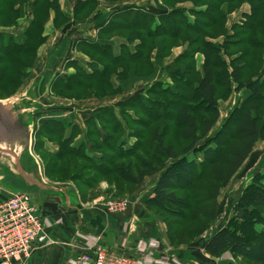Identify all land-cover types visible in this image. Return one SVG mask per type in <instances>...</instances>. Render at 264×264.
Listing matches in <instances>:
<instances>
[{
  "label": "trees",
  "instance_id": "trees-1",
  "mask_svg": "<svg viewBox=\"0 0 264 264\" xmlns=\"http://www.w3.org/2000/svg\"><path fill=\"white\" fill-rule=\"evenodd\" d=\"M106 1L116 5L114 11L100 24L97 39L79 47L91 60L90 70L71 63L76 73L66 79L57 78L52 93L79 95L77 98L83 100L81 92L95 97L93 93L105 81L115 97L125 96L117 102L118 111L107 107L87 112L86 134L75 123L42 120L35 150L50 159H45V178L51 180L67 165L72 166L80 171L72 177L86 190L85 196L105 180H120L126 186L140 188L148 176L157 174L151 194L141 200V209L156 219L155 209L165 211L178 218V228L197 214L213 223L221 191L252 158L257 144L264 142V0H156L157 8L149 10L125 4L129 0ZM98 4L99 0L79 1L74 8L75 21L100 20L104 14L96 13ZM245 4L248 11L239 22H232L229 16L241 12ZM29 11L33 19L22 43L0 30V85L9 87L16 81V90L24 84L39 47L45 43L43 33L51 11L56 13L55 23L59 20L58 28L70 27L60 0H0V28L17 27ZM115 38L126 41L119 54L115 53ZM176 45H182L184 51L173 62L164 64V55ZM132 63L149 65V82L157 81L129 94L134 90L132 82L143 79L138 67L129 73L130 77L137 75L130 78L132 81L122 78L120 71ZM16 65L24 72L18 82ZM249 70L253 77L247 79ZM163 75H169L173 84L167 86ZM115 76L117 84L112 81ZM219 91L224 100L236 91L245 95L213 133L219 119ZM99 92L102 97L107 90L100 86ZM23 105L28 109L29 104ZM27 117L32 123L30 114ZM173 126L192 141L180 156L171 146L165 148V138L173 132ZM152 129L156 131L151 158L168 156L172 164L163 172L152 164L142 170L125 166L123 161L146 148V137ZM133 139L135 143L130 146ZM48 145L57 149L52 151ZM197 153H202V161L189 157ZM23 168L38 177L36 164L28 155L23 159ZM32 189L39 191L23 183L22 191ZM231 208L232 217L212 235L204 251L213 259L229 252L234 259L264 264V168L232 200ZM166 238L170 247L178 248L169 231Z\"/></svg>",
  "mask_w": 264,
  "mask_h": 264
},
{
  "label": "rangeland",
  "instance_id": "rangeland-1",
  "mask_svg": "<svg viewBox=\"0 0 264 264\" xmlns=\"http://www.w3.org/2000/svg\"><path fill=\"white\" fill-rule=\"evenodd\" d=\"M14 1V0H12ZM106 2V5L110 6L109 3L106 0H103ZM126 1V0H125ZM130 1V0H129ZM127 1L126 3H128ZM135 1V0H131ZM66 8L68 10H71V7L68 5L70 3V0L66 1ZM151 3L153 5V0H136L134 2L136 7H139V5L146 7L148 10L151 8H154L152 6H148L146 4ZM190 4V3H186ZM183 4H179V7ZM154 6V5H153ZM244 6H248L245 4ZM243 6V7H244ZM112 9V7H111ZM101 10V9H100ZM102 11L106 12L107 9H102ZM99 12V4L96 13ZM245 14V13H244ZM27 14L24 18L20 20L27 19L30 16ZM52 15H54V18L57 17L56 13L54 11H51L50 17L48 22L51 20ZM241 15H243L240 12L231 14L230 19H232V22H239L241 20ZM74 16V11H73ZM19 20V21H20ZM47 24V23H46ZM56 24L59 26V20L54 19V26ZM18 28V27H17ZM51 30L52 28L49 27ZM0 30H11L15 31L16 26L6 27V28H0ZM48 33V34H47ZM47 33H43V37L45 38V43L39 47L37 51V56L35 64L33 68H31L28 72V77L25 80L24 84L16 90L15 83L16 81L11 84L9 87L0 85V98H6L10 95H12L15 91H17L18 96H14L11 99L10 107H18L21 110L17 111V114H27L30 112V116L33 118V124L35 125V134L34 139H36V135L38 134L39 128L41 126L42 120L47 119H53V120H59L64 121L66 120H73L71 122L78 125L80 130L83 134H86L87 127L84 122H81V115L86 114L87 112L92 113L94 110L100 109V108H107V107H113L118 111L117 102L121 101L125 95H119L116 96V94H112L111 86L108 82L102 81L100 86L103 87L104 90H107V93H105L102 97L99 92V87L96 89L93 93L95 97H87L85 93L81 92L80 98H84L83 100H79L77 97L79 95H70V94H64V95H57L56 93H52L51 87L48 86V94H47V87L45 83L41 84L39 88L35 86V81L33 82V79H37V77L40 76V79L48 78L46 75V71L49 70V61L51 60V37L49 34V31ZM222 37L219 39L221 40ZM58 42V41H57ZM64 44H61L57 49L52 51L53 58L52 60H55L58 64H60L63 60L62 54L65 50V47L63 50H61V54L58 52V49L61 48V46ZM181 46V47H180ZM174 47V46H173ZM184 47L182 45H176L173 49L169 51L168 54H165V60L164 64H168L170 61L173 62L176 58L175 55L178 54L181 50H183ZM157 50L151 55L153 60H155L154 55L156 54ZM47 53L49 55H47ZM170 62V63H171ZM48 64V66H47ZM18 68V66L16 65ZM138 67L139 72L141 73L139 76L143 77V79L133 81L132 85L134 89L129 94L134 93L140 88L146 87L149 88L153 85L154 82L157 81V79L153 80L152 82H149V76H150V66H144V65H137L135 63L129 64L127 66H124L122 69L123 71L120 73H123L122 78L124 80L132 81L133 79L130 78H136V77H130V72H132L133 69ZM23 69L18 68V73L15 78L17 82L19 81L20 77H23ZM163 77L166 78L167 86H170L173 84L171 78L169 75H163ZM253 72L252 70H249L245 78H252ZM112 81L117 84L118 80L116 76L113 78ZM123 81V80H122ZM33 84V86H31ZM94 88V87H92ZM38 94V95H36ZM245 94H243V91L240 93L234 92L228 99H223V92H218V104H219V119L216 127L214 128L213 133L218 130L222 123L228 118L230 112L238 106V104L242 101V97H244ZM87 97V98H85ZM35 101V103L33 102ZM24 103L29 104L28 109H25ZM74 103L69 106V104ZM264 110V108H263ZM33 111V112H32ZM70 111V112H69ZM205 113H200V115H204ZM211 115V114H210ZM120 116V115H119ZM124 123V120H122ZM173 132L168 134L167 138H165V148L171 146L173 149V153L177 156H180L183 154L184 150L192 144V141L189 137L186 136V134H183V130H180L177 127L173 126ZM155 129H152L151 134L146 137L147 146L143 151H140L138 154L133 155L123 161V164L125 166L130 165L133 170H142V168L146 164H152V166L158 170L162 171L165 170L170 164H172V161L168 158V156H162L160 155L159 159H153L151 158V153L153 151V137L155 134ZM212 134V133H211ZM199 136V135H197ZM79 142L82 141L81 137L78 138ZM37 141V140H36ZM129 142V141H128ZM135 140L130 141V146L134 145ZM36 142L34 143V153L37 156V158L40 161L43 176L45 178V166L48 165V162L50 159H48L45 156V153L42 152H36L35 150ZM50 150L55 151L57 147L53 146L51 147L48 145ZM46 149V148H45ZM191 159L197 160V162L202 161L203 155L202 153H197L196 155L189 156ZM168 158V160H167ZM45 159L48 160V162H45ZM5 163H8L7 160H4ZM10 162V159H9ZM79 164L83 165V162H79ZM264 168V142H260L257 144L254 154L251 159L247 161V163L244 165V167L239 171V173L235 176V178L231 181L230 185L223 189L220 193L219 198L217 199V208H218V215L216 217V220L212 223L209 222L206 218L200 215H196L193 220L185 222L183 227L179 226L176 227V223L178 221V218L166 213L165 211L161 209H155L154 215L157 216L158 219H161L163 221H160L153 217L152 214L145 212L144 209H141L140 203L142 198H145V195L148 193L151 194L152 191L151 188L154 184H156V181L158 179L157 174H153L152 176H148L147 179L144 181V183L140 186V188L130 187L126 186L122 181H115V180H105L103 181L98 187L89 190L88 193L84 196L86 190L78 186L73 179L74 174L80 173L79 170L72 169V166L67 165L65 168L62 169V173H59L58 176L55 178L49 180L46 185L51 184L53 187L56 188H63L67 189H75L72 191H68V196L71 200V203L77 204V193L79 194L80 204L82 205L85 211V214H94L93 212L97 211L99 208H101L98 204V202L108 203L110 201H126L128 203V209L131 208V205H133L134 202H136L135 212L137 213V216L141 220H147L146 222H150L153 228H151V233L156 235L163 236V239L166 238L167 231H169L170 236L172 237V241L174 243V246L178 247L176 249H179V254L183 257L188 258H197V260L201 262L208 261V259L204 256V247L206 243L210 241L212 238V235H214L219 229L223 228L224 225H226V222L232 217L233 210L232 207V200L234 198L238 197L243 190L246 189L247 186L250 185L252 182V178L255 174L260 172ZM46 179V178H45ZM73 179V181H72ZM122 179V178H120ZM35 180V179H34ZM47 181V180H46ZM35 182H38L37 180ZM50 182V183H49ZM42 185H45V183H41ZM50 186V185H49ZM133 191V192H132ZM150 191V192H149ZM39 192H41V186L39 187ZM35 193V192H34ZM49 192H43L42 195L47 194ZM51 193V192H50ZM132 194V195H131ZM65 196V195H60ZM35 195L33 194L32 199L36 205V207L39 209L40 204H38L39 201L37 199H34ZM66 197V196H65ZM141 198V199H140ZM79 201V200H78ZM65 208H67L68 211H70L69 205H67ZM127 209V210H128ZM195 211H192V214H194ZM127 214V213H125ZM124 214V215H125ZM39 216H41V213L39 211ZM113 215V214H112ZM42 217V216H41ZM45 223L44 217H42ZM52 223H54L53 219H51ZM171 225L170 228L168 226V223ZM175 222V223H174ZM180 222V221H179ZM174 223V224H173ZM57 226V225H56ZM193 235V238H190V236ZM165 237V238H164ZM195 237V241H192ZM167 239V238H166ZM206 253V252H205ZM211 257V256H210ZM224 257L228 259H223ZM212 258V257H211ZM222 260L224 262H233L234 264H255L253 262H248L247 260H244L242 258H236L234 259L232 255L227 252L222 257ZM220 258V259H221ZM186 259V258H183ZM204 260V261H203ZM177 262V261H175ZM211 263V259L208 261ZM239 262V263H238ZM182 263V262H179ZM226 264V263H225Z\"/></svg>",
  "mask_w": 264,
  "mask_h": 264
},
{
  "label": "crops",
  "instance_id": "crops-1",
  "mask_svg": "<svg viewBox=\"0 0 264 264\" xmlns=\"http://www.w3.org/2000/svg\"><path fill=\"white\" fill-rule=\"evenodd\" d=\"M66 1L60 0V5L64 16L69 20L70 27L65 30V26L61 28L54 26V15H52L51 20L45 25V33L49 31V35L52 36L50 56L53 58L52 51L57 49L61 44H64L58 49V52L61 54L60 51L65 47L62 54L65 57L60 64L51 58L48 62L49 66L47 64L49 70L46 71V75L48 78L40 79L39 76L37 79H33V82L36 80L35 86L37 88L45 83L47 94L48 86L51 87V84L53 86L57 78L66 79L76 73L75 68L70 67L71 63H78L82 68L89 69L88 65L91 63V60L80 51L79 47L84 42H94L97 39L100 24L106 22L116 7V5L108 6L106 2L99 0V11L104 14L100 20L90 19L84 22H76L73 16L76 4L79 1L85 2L89 0H70L68 5L71 7V10L66 8ZM135 1L130 0L125 4H134ZM146 5L154 7L153 9L158 6L156 0H153L154 6L151 3ZM184 6L189 7L190 5ZM104 8L107 9L106 12L102 11ZM248 9L247 6H244L240 13L244 14ZM32 19L33 17L29 16L27 19L20 20L18 28L16 27L15 31H6L11 33L17 42L22 43ZM114 42L115 53L119 54L120 47L126 41L115 38ZM183 51L184 49L176 54L175 58ZM47 55L49 54L47 53ZM33 102L35 103V101ZM72 104L74 103L69 104V106ZM80 117L81 119L84 118L81 122H84L87 118L85 114ZM71 121L73 120H66L65 123H73ZM50 146L53 147V145ZM40 173L43 175L41 170ZM42 175L40 181L41 183H45V185H42L40 193L43 194L44 190L51 192L54 198L61 200L64 210L59 211L61 212L60 214L56 212L51 216H44L46 238L38 243L37 250L27 264H72L77 257L83 254H92L98 249H105L114 254L127 255L132 258H143L144 264H234L233 262H224L222 258L213 259L205 252L204 256L208 261L211 259V263L208 261L201 262L197 258L187 259V257H183L179 254V249L170 247L166 240L163 239V236L151 233V228H153L151 223L146 222L147 220L145 219L141 220L134 210V206L137 207L136 202L131 205L130 209L121 214L112 215L106 210H97L93 212L94 214H85V208L80 204L78 193L77 198L79 201L77 200V204H73L70 198L67 197L69 188L65 190L49 186L50 184L46 185L48 180L44 176L42 177ZM152 188L150 191H152ZM11 194L12 191L3 185L2 177L0 176V205L7 202ZM60 195H65L66 197ZM67 205L71 207L70 211L65 208ZM51 219H53L55 224L52 223ZM223 259L228 258L224 257ZM175 260L178 262H175Z\"/></svg>",
  "mask_w": 264,
  "mask_h": 264
},
{
  "label": "built area",
  "instance_id": "built-area-1",
  "mask_svg": "<svg viewBox=\"0 0 264 264\" xmlns=\"http://www.w3.org/2000/svg\"><path fill=\"white\" fill-rule=\"evenodd\" d=\"M32 131L33 155L42 171L40 161L34 153L35 125H32ZM98 203L101 207L98 210H106L110 214H121L128 209L126 201ZM39 211L28 194H11L9 200L0 205V264H27L33 257L38 243L46 238L42 219L44 216H39ZM143 261V258L98 249L92 254L77 257L72 264H144Z\"/></svg>",
  "mask_w": 264,
  "mask_h": 264
},
{
  "label": "water",
  "instance_id": "water-1",
  "mask_svg": "<svg viewBox=\"0 0 264 264\" xmlns=\"http://www.w3.org/2000/svg\"><path fill=\"white\" fill-rule=\"evenodd\" d=\"M11 99L0 100V176L2 183L12 191V194L21 193L33 196L35 192L40 195L39 191L33 189L29 192L22 191L23 183L38 188L42 187L40 181L42 174L33 155V124L25 114H17V111L21 110L20 108L10 107ZM26 155L34 160L39 178L23 168V159ZM4 160H7L8 163H5ZM36 180L38 182H35ZM50 203L54 206L53 211L47 210V205ZM42 209L43 216H51L56 212L63 211L64 207L60 199L47 197Z\"/></svg>",
  "mask_w": 264,
  "mask_h": 264
},
{
  "label": "flooded vegetation",
  "instance_id": "flooded-vegetation-1",
  "mask_svg": "<svg viewBox=\"0 0 264 264\" xmlns=\"http://www.w3.org/2000/svg\"><path fill=\"white\" fill-rule=\"evenodd\" d=\"M44 192H49V191L44 190ZM33 194L35 195L34 199H37V201H39L38 204H40V206H41V207H39V209H40L41 214H43L42 207L45 204L46 198L47 197L54 198V197L52 196V194L50 192L47 193V194H44V195H42V194L38 195L37 193H33ZM52 205H53L52 203H50L49 205H47V210L53 211L54 210V206H52Z\"/></svg>",
  "mask_w": 264,
  "mask_h": 264
}]
</instances>
